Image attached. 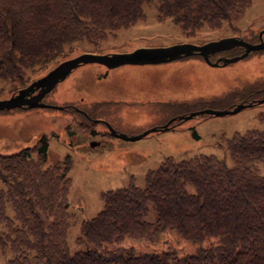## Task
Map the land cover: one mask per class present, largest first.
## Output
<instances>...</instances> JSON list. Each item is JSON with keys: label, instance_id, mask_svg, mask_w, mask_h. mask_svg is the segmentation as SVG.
I'll use <instances>...</instances> for the list:
<instances>
[{"label": "rangeland", "instance_id": "rangeland-1", "mask_svg": "<svg viewBox=\"0 0 264 264\" xmlns=\"http://www.w3.org/2000/svg\"><path fill=\"white\" fill-rule=\"evenodd\" d=\"M158 3L159 0L145 3L144 18L109 35L100 48L84 42L85 50L124 51L137 46L184 41L204 43L232 35L253 41L264 31V0H253L232 20L221 21L216 26L205 23L189 30L171 16H161ZM218 58L221 57L212 62ZM104 69L99 62L82 63L47 93L44 102L48 105L0 109V168L16 159L23 181L28 186L34 183L36 190L35 202L23 197L20 202L15 201L11 191L1 198L0 264H50L51 259L53 264H68L80 252L88 256L82 264H98L85 253L94 247L98 237L86 238L83 231L85 222L102 210L103 192L127 188L131 182L143 187L147 172L168 156L180 160L199 153H212L231 165L233 156L225 140L237 132L264 127L260 120L264 100L258 101L264 93V48L250 50L226 64L220 59L219 64L214 65L199 54H193L163 63H124L107 75ZM32 77L35 75L28 79ZM23 85L20 81L14 84L1 81L0 97L16 93ZM247 97L253 99L242 101ZM67 101L87 110L93 117H105L117 132L128 134L144 132L179 112L254 103L235 112L200 113L174 127L168 126L169 119L162 125L163 129L150 130L138 138H124L109 133L105 121L88 119L78 110H65L62 106ZM188 101L191 104L186 103ZM43 135L48 138L45 166L57 162L70 166L66 187L68 203L66 208L60 207L57 218L49 213L50 201H45V189L39 191L36 175L28 179L20 173L23 168L34 172L39 165L30 156L20 159V153H15L24 146H33ZM66 156L70 157L69 165ZM259 167L264 173V162L259 163ZM7 184L0 182L6 191ZM33 189L32 185L30 192ZM32 208L39 213H30ZM148 218L154 219L152 212ZM18 225L22 226L19 231ZM136 242L137 239L130 237L122 243ZM116 245L115 241H106L102 247ZM21 249L26 256L21 254Z\"/></svg>", "mask_w": 264, "mask_h": 264}, {"label": "trees", "instance_id": "trees-1", "mask_svg": "<svg viewBox=\"0 0 264 264\" xmlns=\"http://www.w3.org/2000/svg\"><path fill=\"white\" fill-rule=\"evenodd\" d=\"M150 1L0 0V82L26 86L72 52L89 51L84 42L100 48L109 35L144 18ZM252 1L159 0L157 6L161 16H171L189 30L232 20ZM260 116L264 124V113ZM225 143L233 156L231 165L212 153L180 160L168 156L147 172L143 187L131 182L127 188L103 192L102 210L84 224L86 238L98 237L85 252L89 258L98 264H264V173L259 167L264 162V127L237 132ZM24 147L15 153L20 159L30 156L39 168L20 173L28 179L36 175L39 191L45 189V201H50L49 213L57 218L68 203L70 166H45L47 135ZM65 159L71 164L69 156ZM0 182L8 183L7 191L0 186V204L10 191L15 201L23 197L35 202V184L30 192L32 185L18 173L16 159L0 168ZM34 208L29 212L37 215ZM151 212L154 219L148 218ZM16 227L19 231L22 226ZM130 237L137 242L122 243ZM106 241L118 245L102 247ZM82 254L76 253L68 264H82L88 258Z\"/></svg>", "mask_w": 264, "mask_h": 264}, {"label": "water", "instance_id": "water-1", "mask_svg": "<svg viewBox=\"0 0 264 264\" xmlns=\"http://www.w3.org/2000/svg\"><path fill=\"white\" fill-rule=\"evenodd\" d=\"M261 36L262 32H260V40L258 42H252L241 36L232 35L209 40L204 43L184 41L163 46H137L131 50L124 51H83L74 56L63 59L54 67L49 69L45 74L34 79L28 85L19 88L16 93H13L5 98H0V109H8L15 106L34 107L48 105V103L42 100L43 95L51 90L58 81L64 79L75 67L82 63L96 61L109 67L117 66L123 63H160L198 52L202 54L204 59L209 63L218 65L219 60L222 59L223 63L226 64L245 56L250 50L264 48V39ZM238 44L244 45L245 47V50L242 53L233 56L221 57L212 62V59L209 56L211 52L230 48ZM260 100H264V97L260 98L258 101ZM250 104H253V102H240L234 107L224 109L205 107L181 116L184 118H190L194 115L205 112L214 114L235 112ZM109 128L118 136L124 138H138L148 131L154 130L158 127L154 126L144 132L136 134H128L121 131L117 132L111 124Z\"/></svg>", "mask_w": 264, "mask_h": 264}, {"label": "flooded vegetation", "instance_id": "flooded-vegetation-1", "mask_svg": "<svg viewBox=\"0 0 264 264\" xmlns=\"http://www.w3.org/2000/svg\"><path fill=\"white\" fill-rule=\"evenodd\" d=\"M237 36H241L242 37V35H237ZM245 38V37H244ZM262 38L264 39V31L262 32ZM247 40H250V39H248V38H246ZM260 40V36H258L257 38H255L252 42H258ZM189 42H193V41H189ZM194 43H199V42H194ZM245 50V47H244V45H241V44H238V45H234V46H232V47H230V48H226V49H222V50H219V51H215V52H211L210 54H209V56H210V58L212 59V60H214L216 57H227V56H233V55H236V54H240V53H242L243 51ZM110 51H112V50H110ZM193 54H199L200 56H202L203 57V55L202 54H200V53H198V52H195V53H193ZM193 54H189V55H184V56H191V55H193ZM212 56H214L215 58L213 59V57ZM183 57V56H182ZM181 58V57H180ZM203 59H204V57H203ZM205 60V59H204ZM171 61V60H170ZM100 63V62H99ZM160 63H163V62H160ZM101 64H103V63H101ZM103 66L105 67V69H104V71H106V75H107V72H112V70L114 69V67H116V66H114V67H109V66H107V65H105V64H103ZM264 97V93H263V95H262V98ZM249 99H253V98H251V97H247L246 98V100H249ZM74 102V101H73ZM186 103H188V104H191V102L190 101H188V102H186ZM65 110H67V111H74V110H78V111H80L84 116H86V118H88V119H96V120H102V121H105L106 123V125H107V129H108V131H109V133H112L111 132V130H110V124L115 128V126L111 123V121L110 120H108V119H106L105 117H102V116H99V117H93L91 114H90V112H88L87 110H85V109H83V108H81L80 106H78V105H76L75 103H72V102H70V101H67L66 102V104H65V106L63 107ZM191 112V110H189V111H187V112H179V113H175V114H171L170 116H168L167 118H166V121H168L169 119H171V121H169V125L168 126H171V127H174L176 124H178V123H180V122H183V121H185L186 119L184 118V117H182L181 115H186V114H188V113H190ZM166 121H162L159 125H164L165 124V122ZM103 139V138H102Z\"/></svg>", "mask_w": 264, "mask_h": 264}]
</instances>
